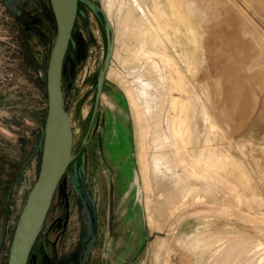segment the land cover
Segmentation results:
<instances>
[{"label": "rangeland", "instance_id": "rangeland-1", "mask_svg": "<svg viewBox=\"0 0 264 264\" xmlns=\"http://www.w3.org/2000/svg\"><path fill=\"white\" fill-rule=\"evenodd\" d=\"M91 1L63 67L73 158L28 264H264V0ZM55 35L49 0H0V264L39 171ZM172 99L183 156L209 176L175 166Z\"/></svg>", "mask_w": 264, "mask_h": 264}, {"label": "water", "instance_id": "water-1", "mask_svg": "<svg viewBox=\"0 0 264 264\" xmlns=\"http://www.w3.org/2000/svg\"><path fill=\"white\" fill-rule=\"evenodd\" d=\"M55 20L56 35L46 68L47 113L43 126L39 171L18 215L9 247L8 264H28L31 251L42 230L55 192L72 160V131L64 108L62 78L65 56L71 42L79 2L100 10L91 0H49ZM102 76L99 79L101 85ZM76 191L89 210L91 237L97 232V209L78 167L73 177Z\"/></svg>", "mask_w": 264, "mask_h": 264}, {"label": "bare ground", "instance_id": "bare-ground-1", "mask_svg": "<svg viewBox=\"0 0 264 264\" xmlns=\"http://www.w3.org/2000/svg\"><path fill=\"white\" fill-rule=\"evenodd\" d=\"M107 12V11H106ZM164 60L166 61L167 64H171V60L167 57L164 58ZM184 84V81H181L180 86ZM181 88H183V86H181ZM125 93L126 95L130 98L131 100V104H135V112L138 115V118L140 120H142L143 116H144V112L143 109L141 108L140 104L138 103L137 99L133 97L131 89L129 87L125 88ZM171 107L172 109L175 111L176 113V117L173 118L170 122V133H171V142H165V144L167 143V145H170V147H175L176 149V153L174 154V160H175V166H182L183 168H186L187 170V174L189 176H197L198 174H200L201 176H206L208 175V167L204 165V167L201 168V171H199V165L196 163L197 161L195 160H191L189 158H187L185 155L183 156L182 153V149H181V145H183V139H182V131H181V127L183 125V121L181 119V115L183 113V107L180 104V102H178L175 99H172V103H171ZM148 133V130H145L144 132V136ZM188 141H192V139H188ZM157 144V148H161L162 146H164L165 144L161 143V141H159V138H157L156 141ZM189 144V143H188ZM187 144V145H188ZM144 146H142V150H144ZM184 146V145H183ZM182 146V147H183ZM145 153H142V176L144 178L145 181V185H144V189H150V184H149V176H148V171H149V165L148 162L145 160ZM158 159H160V161L163 162V166L167 169V170H173L172 166L168 163V160H166L165 157L163 156H158ZM174 162V161H173ZM223 162L218 160V162L216 163V167L217 168H222L223 167ZM158 165H153V169L154 170H158ZM184 172V171H183ZM174 173V172H173ZM209 176V175H208Z\"/></svg>", "mask_w": 264, "mask_h": 264}]
</instances>
